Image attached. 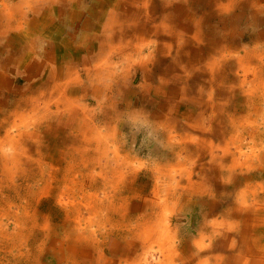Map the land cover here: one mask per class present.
<instances>
[{"label":"rangeland","instance_id":"1","mask_svg":"<svg viewBox=\"0 0 264 264\" xmlns=\"http://www.w3.org/2000/svg\"><path fill=\"white\" fill-rule=\"evenodd\" d=\"M99 1L104 3L101 9ZM99 1L68 0L71 7L63 8L65 13L69 8L72 17L64 16L61 22L56 18L52 24L62 32L53 37L46 34L44 39L33 10L48 7L46 0H34L37 6L27 4L30 1L19 5L21 0H7L9 4L0 0V232L15 230L11 215L27 202L33 206L25 209L34 211L39 223L48 219L57 226L48 237L44 234L50 232L48 228L28 233L24 253L3 264H97L99 260L100 264H204L189 257L193 251L200 254L209 249L213 255L221 254L208 256L205 262L229 264L224 257L240 247L244 228L259 220L260 233L264 231V198L258 197L257 210L240 205L242 191L255 185L259 191L264 189V101L259 99L261 89L253 90L258 80H264V61L251 65L248 72L239 61L246 50L264 49V0H236L230 10H221L211 0ZM137 9L135 16L126 13ZM97 10L104 17L97 24L98 34L84 23L96 20ZM114 19L124 25L123 32H112ZM28 54L21 66L14 63L13 57ZM216 58L221 60L215 69L227 75H216L217 80L210 74V62ZM253 69L261 79H256ZM48 70L53 72L50 84L41 93L39 84ZM22 114L35 125L18 131L11 124ZM7 129L12 135L25 129L34 133L26 135L23 149L20 145L13 149ZM116 149L121 163L106 156L114 157ZM22 150L15 165L11 158ZM80 153L87 155L86 163L91 162L99 177L96 190L86 177L85 191H96L101 200L95 209L97 225L91 227L97 229L96 235L85 230L81 240H75L74 223L64 229L65 208L59 205V197L69 183L78 195L84 194L77 171H67L69 155L78 161V170L84 169ZM49 163L58 175L53 189L35 195L32 191L43 185ZM107 163L117 168L123 181L105 167ZM30 164L35 175H23ZM6 166L14 170V181L8 180ZM174 166L179 168L171 172ZM188 177L194 185L185 195ZM116 181L122 183L117 194L112 190ZM178 183L186 189L175 188ZM68 194L64 201L73 199L72 192ZM108 199H113L109 205ZM82 212L84 219L90 216L87 209ZM213 221L223 228L230 223L227 236L225 231L214 236L222 240L212 242L210 248ZM144 222L159 231L161 240L174 241L168 245L169 258L157 253L146 263L142 250H135L139 241L129 242L120 233L114 234V242L104 239L105 227L120 232L122 225L129 224L135 232L144 229ZM235 238L237 245L231 244ZM205 239L203 248L199 244ZM5 254L6 247L0 245V258ZM247 258L240 263L258 264Z\"/></svg>","mask_w":264,"mask_h":264},{"label":"bare ground","instance_id":"2","mask_svg":"<svg viewBox=\"0 0 264 264\" xmlns=\"http://www.w3.org/2000/svg\"><path fill=\"white\" fill-rule=\"evenodd\" d=\"M142 1L143 2H148L146 0H142ZM214 2H216L217 7L220 8L221 10H223V9H229L230 10V9H232L234 7V5L236 3V0H227L226 3H222L221 0H211V3H214ZM254 3H255L256 6L258 5L256 2H254ZM257 7L260 8L259 5ZM139 12H140V9H137V11L133 10L131 12L130 11H128V12L126 11L127 14H131L132 16H135L136 13H139ZM0 13H1V11H0ZM24 15L25 14L23 12L21 14V16H24ZM130 19H131V17H130ZM257 20H258V18H257ZM116 22H117V20L114 19L112 24L110 25L112 32L113 33H116V32H119V31L123 32L124 31V25H117ZM118 26H121V27L119 28ZM18 28L20 29V26ZM252 28H253V26H252ZM252 30H255V29H252ZM261 33H262V36L264 37V29H263V31ZM113 49H114V47H112V50ZM219 49L222 50V53L224 52L223 51L224 47L219 48ZM27 53H32V50L28 51ZM13 58H15L14 63L17 62V64L21 66L22 63H23V60H28L30 58V55L28 54V56H26L25 58L24 57H13ZM181 58L179 60H181ZM9 60H10L9 58H6L4 60V62L8 63ZM217 60L220 61L221 59L220 58H216V60L210 62V66L213 67L210 70V74H211L212 79H214L216 75H220L221 77H223V75H225V74H222L220 72V70L215 69L216 68L215 67L216 63L218 64ZM239 61L241 62L242 67H245V70L248 72L252 68V67H250L251 65H256V64L258 65L260 62L264 61V49L260 50L258 48L257 49L253 48L251 51L250 50L249 51L246 50L244 56H241V57L239 56ZM191 63L193 64L194 61H191L189 63L192 66ZM219 65H221V64L219 63ZM109 69H110V67H109ZM48 71L49 72L45 73V74H47L45 76V78L42 79V82L39 84L40 88H41V93H44L46 91L45 88H48L47 86H49V84H50V76H51V74L53 72H52V70H48ZM70 73H69V75H67L68 79L72 78ZM253 73H254V75H255L257 80L261 79V76L258 74V71L256 72L254 70ZM225 76L227 77V75H225ZM215 80H217V79L215 78ZM254 83L256 84L257 81L254 82ZM257 84H258L257 85L258 88H254L253 90L261 89L260 90L261 93L259 95V99H260V101H264V80H258ZM185 90H186V87H183V92H185ZM256 93L257 92L254 91V94H256ZM254 98L255 99H253V100L255 102L257 100V98H256V96ZM28 104H32V102L28 101ZM42 104H43V106L46 105V107H48L47 102L42 103ZM21 106H23V105H21ZM213 106L215 108L214 104L211 107H213ZM49 108L50 107H48V109ZM263 108H264V106H263ZM218 110H220V109L218 108ZM25 116L26 115L22 114L21 116H17L12 121L11 125H14V127H13L14 129L19 131V130H21L23 128H31V127H33L35 125L34 123L30 122L31 118L28 120L27 116L26 117ZM6 127H7V124H6ZM33 133L34 132L30 131L29 129H25L24 132L17 133V135H12L11 134V130L9 131V129H7L5 135H6V138L10 141V145L11 144L13 145V149H17L19 147V145L23 149L24 138L27 137L26 135H29V136L31 134L33 135ZM169 138H173V136H171ZM0 141H1V139H0ZM211 144H212V142H210V145ZM210 147H213V144ZM78 150H80V149H78ZM67 154H65V155H67ZM80 154H82V157L85 159V160H83L84 161V165H83L84 169H81V171L78 170V161H75L76 158H74L71 155H69L70 158H71V161H68L67 164H69V166H68V168L67 167L66 168H67V171H71V172H75V173L77 171V173L79 174V176H80V178L82 180V190H84V194L78 195L76 193L75 185H71V183H69L68 185H66L64 193L61 192V194H62L61 196L62 197H59V199H60V204L59 205L61 207L65 208V211L63 212L64 220H62L63 223H64V229H67L69 224H73L74 223V225L76 227V230H71V231L74 232V236H77L75 238V240L76 239L81 240L80 239V236L82 235L81 231H85V230H90L92 236L96 235L97 229L91 228V227H94V225H97V222H98L97 216H98L99 213L95 209H96L97 204H99V201L101 200L99 198V195L96 193V191L89 192V193L85 191V189H86L85 187L86 186L84 184V179L86 177H89L90 178V185L89 186H91L93 189L96 190V189H98V187H100V186L96 185L97 184L96 182L98 181L97 178H99V177H98V174H96L94 172L95 169L93 170V168L92 169L90 168V167H92L91 166V162L89 163L87 161V163H86V158H85L86 154L85 153H84L85 155L83 153H80ZM22 155H23V150H22L21 153H19L17 155H13L12 158H11L12 162L14 161V163L16 165V159L21 160ZM113 155H114V157H110L109 154H106L107 158H109V160L112 159V161H115V163L123 162V160H122V158H121V156H120V154H119L117 149L115 150ZM124 161H126V159H124ZM22 163H23V167H24V162H22ZM95 165H96V163H95ZM109 165L110 164L107 163L105 167H109L113 171L112 173H113V175L115 174V177L117 178L118 181H120V179L123 181V178L119 177L120 174L116 173L117 168L113 167L114 168L113 169ZM29 166H30V168H23V175H28V176H30L31 174L35 175L34 172H33L34 170L32 168V166H34V164L33 165L30 164ZM49 166H50V168H49L50 170L47 173V175L44 177L43 185H39V191H34V192L32 191L33 194L38 195V193L39 194L43 193L42 194V196H43L44 194L47 195V194L51 193V189H53L54 180H55L56 176H58V175L54 174V171L56 170V168H54L51 163H49ZM6 168L8 170L7 175H6V176H8V180L14 181V179H15L14 170L12 169V167L8 168L6 166ZM103 168H104V166L102 167V171H104ZM177 168H179V166H176V167L174 166V167H172V169H170V171L171 172H175V171H177ZM104 180H105V178L100 183L104 184ZM87 183H88V181H87ZM121 184H119V182H117V181L112 184V190L116 194L120 191ZM193 185H194V182L192 181V178L188 177V179L186 180V187L188 189L185 188V185L183 186L180 183L176 184L175 188L184 187L187 190V191L184 192V194L186 195V194H190L191 193V191L193 189ZM253 187H255L253 190L242 191V195H243V199L244 200L241 201L240 205H242L243 207L246 206L249 209L257 210L258 208H256L257 206H255V204L260 203L261 200H258V197H260V199H263L264 198V193L261 194L262 191H259L256 186H253ZM104 189H105V187H104ZM163 189H165L167 191V193H171V189L169 187H164ZM128 190L130 191L132 189L128 186ZM70 191L73 194V199L70 200V199L67 198V200L64 201L62 198L65 197L64 196L65 194L69 195L68 192H70ZM201 191H203V190H201ZM47 192H49V193H47ZM181 194H183V193H181ZM180 196H182V195H180ZM250 196H251V200H252L251 202H249ZM112 200L113 199H108L106 201V203L109 205V202L112 201ZM111 205L116 207L114 204H112V202H111ZM21 206L24 209H21L19 212L16 210L11 215L14 218V221H15V225H16L15 230L11 231V232L10 231L8 232V230H4L3 229L0 232L1 233L0 234V245H4L6 247V254H5V256H2L0 258V264H3L5 259H7V261L10 262L11 261V258H10L11 256L13 257V259H15L19 253L23 252V249L25 248L26 244H28V242H27L28 238H29L28 233L32 234L33 231H37V230L46 231V228H48V230L50 232L44 233L45 236L48 237L49 234L52 233L53 230L55 231L56 228H57L56 225L54 227L51 226V224L48 222V219H45L44 223H39L38 220L35 218L36 217L35 212L32 211L31 209H29V210L25 209V207H32L33 205H31V204H29L27 202L26 204L21 203ZM82 207H83V209L84 208L87 209L88 213H90V216L88 218L84 219L85 215L82 212V210H83ZM148 208L150 209V211H152V206L151 205H149ZM111 210H112V207H111ZM253 210H251V211L254 212ZM240 212H242V210ZM249 213H251V212H249ZM68 219H69V222H68ZM28 220L31 221V225L30 226L27 225ZM84 222H86V224H83ZM1 223L2 222L0 221V224ZM221 223L225 224V222H221ZM229 223L230 222H228V224ZM228 224L226 222L225 228H223V227H220V226L216 227V222L215 221H213V225H212V223H210V225H208V228L212 225V227L209 230L210 239H212V237H214L216 235H220L224 231H225L224 236L226 237L227 236V230L229 228ZM41 228H45V229H41ZM143 228H144L143 230H138V231L133 232L132 230H134V227L128 224V225H125V226L122 225V229H121L120 232L118 231V229L115 228L116 231H118V232H115V231H111V228L108 229V227H105L104 229H106L105 232L107 233V236H105L104 239H110L111 240L113 238L114 234H116V233L119 234L120 233L121 236L125 240H127L129 242H133V241L137 242V241H139V243L137 244L139 248L136 247L135 250H139V249L142 250V254H145V256H146V258H145V262L146 263H147V259L149 258V256L153 257L154 255H157V253L161 254L165 258H169L171 256V254H172V251L170 250L168 245L171 244V243H174V241H169L171 243H168V240H161V235L158 233L159 231L157 229H153L152 230L151 227H149L146 222H144ZM32 235H30V236L32 237ZM246 235H248L247 232L243 236H246ZM11 236H13V237H11ZM44 240H46V238H44ZM112 242H114L113 239H112ZM199 245H201L203 248L205 246H207L205 242H201ZM217 245L220 246L219 244H217ZM131 246H133V244H131ZM249 250H251V249H249ZM130 252L131 251L129 250V253ZM260 253H261V251H260ZM233 259H234V256H232L230 258L229 264H231L230 262L233 261ZM97 264H100V260L97 262ZM126 264H128V262H126Z\"/></svg>","mask_w":264,"mask_h":264},{"label":"crops","instance_id":"3","mask_svg":"<svg viewBox=\"0 0 264 264\" xmlns=\"http://www.w3.org/2000/svg\"><path fill=\"white\" fill-rule=\"evenodd\" d=\"M21 1L23 3L19 4V5L26 4L28 1H30L32 4L31 3H27V4H30V6H34V5L37 6V4L34 3V0H21ZM46 1L48 3L47 4L48 7H45L44 9H41V10H37V8L35 9V11L33 10V13L38 14V16L36 17V21L39 24L38 32H40V36L44 39L47 38V35H48V37H53L56 34H58L57 32L59 29L56 30V28H58V26L57 25L54 26L52 24V22H57L58 19H56V18H59L58 21L61 22L60 18H62L64 16H68V15H69L68 17L71 18L73 15L72 11L70 12L69 8L66 9V13L64 12V10H65L63 8L64 6L71 7V3L69 4V2H67L68 0H46ZM97 1H99V0H96V2ZM3 3L9 4V2H7V0H3ZM97 4H98L97 6H101L100 7V9H101L103 7L104 3H101L99 1ZM21 7H23V6H21ZM25 11H26L25 13L29 15L32 10L28 9V11L27 10H25ZM99 11H101V10H99ZM91 17H93V16H91ZM103 18L104 17L102 16V14L100 12H98V10H97L96 20H94L93 18H90V19H86L84 23L86 25L90 24V26L95 27V30L97 33V29H98L97 24H98L99 20H101ZM91 21H93V23ZM67 23H68V21H66V24ZM59 31L62 32V30H59ZM258 190H260V189H258ZM261 191H262L261 194L264 193V189H261ZM246 209H249V208L246 207ZM259 225H261V224L258 220L255 223H253L252 225L248 226L247 228H244L243 232L241 233V237H242L241 238L242 239L241 245L238 249L231 251L229 254H227V256L224 257V259L227 262H229V260L232 256H234V259H233V261L230 262L231 264L240 263L246 257H248V258L251 257L253 259L252 261H254V263L256 262L258 264H260V261H262V260L264 261V237H263L264 231H263V234L260 233L261 228H259ZM249 229H251V231H249ZM246 231L248 232L247 233L248 235L243 236L244 232L246 233ZM219 239L222 240L221 238H219ZM219 239H216V237H213L212 239H209L210 242H207V240H208V238H207V240L205 239V243L207 242V244H209L210 248H211L212 245L214 244L212 242L218 243V242H220ZM236 240H237L236 238L234 241L231 240L232 241L231 244L234 245V243H235L237 245ZM226 243H229V239L226 240ZM249 249H251V250H249ZM260 251H261V253H260ZM217 254H221V252L217 251L213 255V252H211L210 249L208 251H202L200 254L193 251L189 258H190V260L193 259L194 263L201 261V262H204V264H208L207 262H205L206 260L210 259L208 256H210V257L212 256L215 258V256ZM211 262H213V261L211 260L209 263H211ZM242 264H245V263H242Z\"/></svg>","mask_w":264,"mask_h":264}]
</instances>
